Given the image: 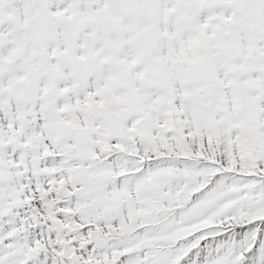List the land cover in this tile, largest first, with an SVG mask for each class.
Returning <instances> with one entry per match:
<instances>
[{"label": "snow or ice", "instance_id": "obj_1", "mask_svg": "<svg viewBox=\"0 0 264 264\" xmlns=\"http://www.w3.org/2000/svg\"><path fill=\"white\" fill-rule=\"evenodd\" d=\"M0 264H264V0H0Z\"/></svg>", "mask_w": 264, "mask_h": 264}]
</instances>
